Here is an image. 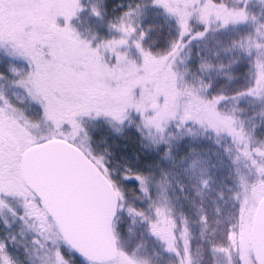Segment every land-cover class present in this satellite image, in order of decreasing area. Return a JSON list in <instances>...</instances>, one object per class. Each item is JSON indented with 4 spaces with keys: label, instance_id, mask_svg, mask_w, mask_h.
<instances>
[{
    "label": "snow or ice",
    "instance_id": "1",
    "mask_svg": "<svg viewBox=\"0 0 264 264\" xmlns=\"http://www.w3.org/2000/svg\"><path fill=\"white\" fill-rule=\"evenodd\" d=\"M0 264H264V0H0Z\"/></svg>",
    "mask_w": 264,
    "mask_h": 264
}]
</instances>
